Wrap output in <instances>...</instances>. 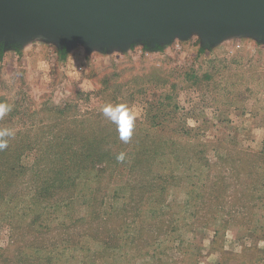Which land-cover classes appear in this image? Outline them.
Listing matches in <instances>:
<instances>
[{
  "label": "rangeland",
  "instance_id": "obj_1",
  "mask_svg": "<svg viewBox=\"0 0 264 264\" xmlns=\"http://www.w3.org/2000/svg\"><path fill=\"white\" fill-rule=\"evenodd\" d=\"M0 103L14 133L0 264H264L263 42L0 45ZM109 103L134 114L127 143L114 142ZM50 131L99 140L107 161L77 181L67 162L51 185L37 146Z\"/></svg>",
  "mask_w": 264,
  "mask_h": 264
},
{
  "label": "water",
  "instance_id": "obj_2",
  "mask_svg": "<svg viewBox=\"0 0 264 264\" xmlns=\"http://www.w3.org/2000/svg\"><path fill=\"white\" fill-rule=\"evenodd\" d=\"M198 35L207 47L230 36L264 43V0H0V45L40 38L70 49H151Z\"/></svg>",
  "mask_w": 264,
  "mask_h": 264
},
{
  "label": "trees",
  "instance_id": "obj_3",
  "mask_svg": "<svg viewBox=\"0 0 264 264\" xmlns=\"http://www.w3.org/2000/svg\"><path fill=\"white\" fill-rule=\"evenodd\" d=\"M64 54V50H62L61 57H63ZM43 125H41V127H43ZM0 129L7 128L0 126ZM42 129L43 128L40 130ZM63 132H66L65 129ZM45 137H47L45 141H42L44 137L40 139L37 138V146L40 151V155H43L42 157H44V164H41V166L46 170L47 182H49L51 185L57 183L60 174L63 173L65 175L66 173L70 172L62 170L63 165L67 162H72L73 167L79 165V168L74 170L75 177L77 176L75 181H77V178L81 177V173L85 172L86 170H95L97 165H102L104 161H107L103 160L105 155H101V151L96 150L99 149V147L102 149V144L99 143V140L95 141L96 144H93L92 140H87L84 137H74L70 140V136L67 134L62 136V134H59V132H55V134H53L52 131L48 132V136ZM27 138L29 139V137ZM4 139L7 140L8 146L7 148L0 150V158L5 156L6 159L3 161L5 163H9L7 160V157H9V145L13 143L14 140L10 137H5ZM118 139L120 138H117L114 142L118 141L120 143L121 139ZM17 142L20 143L19 140L15 141V143Z\"/></svg>",
  "mask_w": 264,
  "mask_h": 264
},
{
  "label": "clouds",
  "instance_id": "obj_4",
  "mask_svg": "<svg viewBox=\"0 0 264 264\" xmlns=\"http://www.w3.org/2000/svg\"><path fill=\"white\" fill-rule=\"evenodd\" d=\"M11 111V105L0 103V117ZM103 115L113 124L116 125L119 137L127 143L133 132L134 114L126 104H106L101 109ZM14 133L10 129H0V150L7 148L8 143L5 137L13 136ZM124 159L123 153L117 156L118 161Z\"/></svg>",
  "mask_w": 264,
  "mask_h": 264
}]
</instances>
